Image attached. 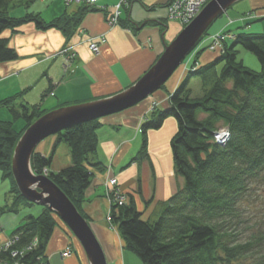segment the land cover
<instances>
[{
	"label": "trees",
	"instance_id": "16d2710c",
	"mask_svg": "<svg viewBox=\"0 0 264 264\" xmlns=\"http://www.w3.org/2000/svg\"><path fill=\"white\" fill-rule=\"evenodd\" d=\"M81 5L73 17L64 15L47 21L35 12L12 16L11 0H0V63L18 58L9 40L2 36L5 30L32 22L40 29L55 27L70 34L93 10L90 4ZM233 35L217 59L188 71V78L172 93L170 107L154 108L142 125L147 132L160 128L169 116L177 119L179 129L172 148L183 186L162 203L155 219L145 218L127 194L126 202L111 201L112 225L118 228L126 249L143 264H264V230L249 223L243 207L254 183L264 180V33ZM237 46L254 54L260 69L239 60ZM197 62L194 60L191 67ZM194 75L201 79L203 94L198 97L192 96L188 87ZM19 96L0 100V107L13 117L0 119V171L10 181V193L14 194L12 205L5 208L14 212L19 208L18 201L35 205L16 186L12 175L14 150L25 130L46 113L37 105L17 106ZM20 120L26 124L22 131L15 127ZM98 127L99 119H95L58 132L52 154L44 156L35 151L31 158L32 170L37 175L46 170L85 218L82 205L93 178L92 169L101 168L100 163L90 160L97 150ZM224 128L229 136L218 141L215 134ZM62 143L69 147L71 163L52 171L53 156ZM41 208L39 214L26 216L25 223L13 233L11 246L0 248V264H47L49 241L55 228L64 222L48 206Z\"/></svg>",
	"mask_w": 264,
	"mask_h": 264
},
{
	"label": "crops",
	"instance_id": "0c3cea01",
	"mask_svg": "<svg viewBox=\"0 0 264 264\" xmlns=\"http://www.w3.org/2000/svg\"><path fill=\"white\" fill-rule=\"evenodd\" d=\"M119 1L98 0L91 4L93 10L83 16L70 34L55 27L40 29L32 22L16 30H5L2 36L17 51L18 58L0 63V100L18 94L17 102L37 105L38 109L49 112L106 99L134 85L156 63L165 46L182 30V25L168 18L167 7L171 0H129L128 5L122 7L120 23L110 25L108 20ZM35 4L31 6L33 12L37 11L47 21L64 15L73 17L82 6L66 4L64 0H37ZM226 13L229 20L216 25L214 32L209 33L207 43L177 68L168 85L164 84L138 105L99 119L97 150L90 160L100 163L101 168L92 169L93 178L86 191L82 213L99 239L109 264H120L119 260L125 254L122 250L126 248L118 228L109 227L106 221L111 210L106 195L108 180L116 177L118 186L147 219H155L162 203L184 184L183 178L176 173L172 148V140L179 129L177 119L169 116L160 128L147 132L142 128L145 120L155 107H170L172 93L188 78L194 60L197 59L201 67L217 59L219 49L206 46L215 33H264V22L261 21L264 19V0H239ZM246 14L251 17L243 18ZM254 19L260 21L249 22ZM99 36H104L106 41L100 45V51L94 53L88 40ZM69 46L76 50L77 56L66 72L64 57L59 52ZM154 103L157 104L153 108ZM53 137L41 141L44 146L40 148V142L37 151L48 156L54 148ZM59 146L52 171L71 163L66 147V161H60L64 145ZM11 188V183L0 185V248L25 223L26 216L41 211L40 205H27L22 201H18L16 212L7 211L5 206L10 207L14 201ZM68 246L76 248L74 254L63 257ZM85 254L77 238L64 223H59L47 246V264H89Z\"/></svg>",
	"mask_w": 264,
	"mask_h": 264
},
{
	"label": "water",
	"instance_id": "95a60500",
	"mask_svg": "<svg viewBox=\"0 0 264 264\" xmlns=\"http://www.w3.org/2000/svg\"><path fill=\"white\" fill-rule=\"evenodd\" d=\"M239 0H212L200 14L165 46L156 63L130 88L112 97L46 112L19 139L12 160V175L21 195L29 202L48 206L69 227L83 247L89 264H108L104 249L89 221L67 195L45 174L31 167L41 141L79 123L100 119L149 98L161 89L214 22Z\"/></svg>",
	"mask_w": 264,
	"mask_h": 264
},
{
	"label": "rangeland",
	"instance_id": "374dc122",
	"mask_svg": "<svg viewBox=\"0 0 264 264\" xmlns=\"http://www.w3.org/2000/svg\"><path fill=\"white\" fill-rule=\"evenodd\" d=\"M37 3V0H12V4H11V7L9 8V14L12 15V16H22V15H25L27 12H33V8H31L32 5H37L35 4ZM242 3V2H240ZM240 3H238L237 5H239ZM27 9V10H26ZM204 9V8H203ZM34 10H37V7L34 9ZM35 12V11H34ZM37 13V11L35 12ZM248 14V13H247ZM245 15L243 16V18H249V16L251 15ZM224 20H229V17L227 16V13L224 14L222 17H220L214 24L213 26L209 29V32H207L203 37L202 39L200 40V42L197 44V46L191 51L189 52V54L186 56L185 60L183 61V64L186 63V61L188 60V57H190L193 53H196L197 52V49L203 44V43H207L206 39L208 38V35L209 33H212V31L214 32V30L216 29V25L218 23H222ZM260 20H251L249 21L250 23H256ZM262 22H264V19L261 20ZM189 25V24H188ZM187 26V25H186ZM186 26H182V30L186 27ZM218 33V32H217ZM215 33V34H217ZM214 34V35H215ZM212 40H213V36H212ZM212 40L209 44H207L206 46L208 47L211 43H212ZM209 48V47H208ZM237 49H238V54H237V58L239 60H243L245 65L254 69V70H258L260 69V63L257 59V57L252 54L251 52L247 51L246 49H244L243 47L241 46H237ZM213 50V49H212ZM218 51H223L222 48ZM221 64L218 66V69L221 68ZM172 77V76H171ZM170 77V78H171ZM189 79H191L188 83V86L192 88V96L194 97H198V96H201L203 94V91H202V86H201V79L199 76H191ZM169 81V80H168ZM168 81L165 83V85H168ZM21 103H23L22 101L21 102H17L16 105L17 106H21ZM141 103V102H140ZM139 103V104H140ZM138 105V104H137ZM29 106H32V105H29ZM0 119L1 120H13V117L12 115L10 114V112L4 108V107H0ZM25 122L20 120L18 122L15 123V127L18 129V130H23L25 128ZM226 129V128H224ZM215 137L218 141H220L219 137L217 134H215ZM54 139V145L55 143L57 142V136L54 135V137L52 138ZM44 143V142H43ZM41 142L40 144V148L42 146H44ZM53 145V147H54ZM61 145H64L62 149H64V151L61 149V155H60V161H66L65 158H66V155H67V152L65 151V147L66 149L69 151V147L67 144L65 143H62ZM60 147V146H59ZM58 147V148H59ZM37 150V149H36ZM58 149H56V152H57ZM52 151H53V148L51 151H49V153L47 155H50L52 154ZM54 154L53 158H55L56 156V153ZM58 161V160H57ZM55 171H59V170H55ZM34 172V171H33ZM35 173V172H34ZM36 174V173H35ZM1 175H2V172L0 171V185H7L10 183V181L8 179H4L2 180L1 182V179L4 178L2 176L1 178ZM3 183V184H2ZM17 186V185H16ZM253 190L251 191L249 197L246 199L245 201V204L243 205L244 209H245V215L246 217L249 219L248 221H250L249 223L254 226L255 228H261L264 230V180L260 181L258 180V182L254 183V186H253ZM35 205H39V204H35ZM41 207V205L39 206ZM42 209V208H40ZM60 221V220H59ZM107 221V220H106ZM61 223V222H60ZM109 224V223H108ZM109 227L111 228H117L115 225H110L109 224ZM78 241V240H77ZM79 245H80V248L82 249L83 253H84V249L82 248L80 242L78 241ZM126 248V247H124ZM73 249V248H72ZM76 249V248H75ZM72 251V255L74 254V250ZM122 251H125L124 253V257H121V260L120 261V264H143L142 260L135 254L133 253L131 250H128V249H123ZM86 255V254H85ZM106 255V254H105ZM71 256V255H70ZM107 258V256H106ZM109 264V262H108Z\"/></svg>",
	"mask_w": 264,
	"mask_h": 264
},
{
	"label": "built area",
	"instance_id": "2783aa9c",
	"mask_svg": "<svg viewBox=\"0 0 264 264\" xmlns=\"http://www.w3.org/2000/svg\"><path fill=\"white\" fill-rule=\"evenodd\" d=\"M66 4L78 3V4H95L98 0H64ZM211 0H171L167 7L168 18L171 20L178 21L182 26L188 25L192 22L199 13L203 10V8L210 2ZM129 0H120L115 6L113 10V14L109 18L108 22L110 25H117L120 23V14L123 6H127ZM251 17V16H249ZM234 38V35L231 33L219 32L213 35L212 43L208 46L211 49H224V44L228 40ZM89 47L94 53H98L100 51V45L106 41L104 36L99 37H90L89 38ZM60 55L64 57L63 69L67 72L72 65L73 61L76 59L77 53L76 50L72 47H66L59 52ZM199 62L196 63V66L189 67V70L197 69ZM157 103H154L153 108ZM156 108V107H155ZM220 141H225L229 136V131L227 129H223L217 133ZM45 175H47V171L45 170ZM106 195L111 203L112 199L115 198L119 203H123L127 201V197L125 193L118 186V180L116 177H112L106 183ZM107 222L112 226L110 211L106 216ZM14 239H11L3 245V247H9L12 245ZM73 249L68 246L65 251H63L62 256L68 257L72 255ZM14 255H17L14 252Z\"/></svg>",
	"mask_w": 264,
	"mask_h": 264
},
{
	"label": "bare ground",
	"instance_id": "6f19581e",
	"mask_svg": "<svg viewBox=\"0 0 264 264\" xmlns=\"http://www.w3.org/2000/svg\"><path fill=\"white\" fill-rule=\"evenodd\" d=\"M211 1H212V0H211ZM199 14H200V13H199ZM246 18H247V17H246ZM190 23H191V22H190ZM190 23H189V24H190ZM208 32H209V31H208ZM67 228H68V230H69V227H68V226H67ZM70 231H71V230H70Z\"/></svg>",
	"mask_w": 264,
	"mask_h": 264
}]
</instances>
